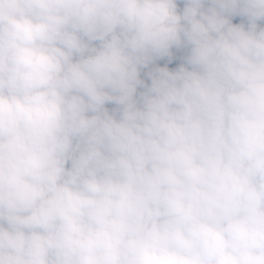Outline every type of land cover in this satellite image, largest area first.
<instances>
[{"label":"clouds","instance_id":"clouds-1","mask_svg":"<svg viewBox=\"0 0 264 264\" xmlns=\"http://www.w3.org/2000/svg\"><path fill=\"white\" fill-rule=\"evenodd\" d=\"M261 22L264 0H0V264H264Z\"/></svg>","mask_w":264,"mask_h":264},{"label":"trees","instance_id":"trees-1","mask_svg":"<svg viewBox=\"0 0 264 264\" xmlns=\"http://www.w3.org/2000/svg\"><path fill=\"white\" fill-rule=\"evenodd\" d=\"M172 52H173V55H172V58L171 59H169L167 57H165V58L167 59V65L170 67V69H173L174 70L181 63L184 62V57L186 56V54L181 53L178 49H176V50L173 49ZM141 79L144 80L145 85H149L151 83V79H150V77L148 75L147 70L141 69ZM143 90H144L143 86L138 87V93L140 91H143ZM106 107H108L109 110H112V109H114L116 107V105L114 103H108L106 105Z\"/></svg>","mask_w":264,"mask_h":264},{"label":"rangeland","instance_id":"rangeland-1","mask_svg":"<svg viewBox=\"0 0 264 264\" xmlns=\"http://www.w3.org/2000/svg\"><path fill=\"white\" fill-rule=\"evenodd\" d=\"M179 2V6L180 8L183 7V0H178ZM240 19L239 17H234L233 18V22L234 23H237V22H240ZM262 26H264V22H261ZM176 50V48H173ZM181 53H184L187 55L188 53V49L187 48H182V49H178ZM157 66H160V67H163V66H167L169 69L170 67L167 65V59L166 58H163V59H157L156 61H154L153 63H150L146 68H142V69H145L147 70V72L149 73L150 71L154 70Z\"/></svg>","mask_w":264,"mask_h":264}]
</instances>
